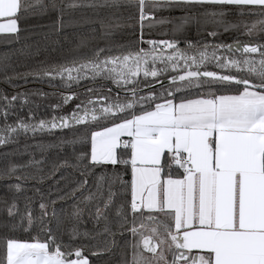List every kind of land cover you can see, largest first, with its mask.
<instances>
[{
  "label": "snow or ice",
  "instance_id": "snow-or-ice-1",
  "mask_svg": "<svg viewBox=\"0 0 264 264\" xmlns=\"http://www.w3.org/2000/svg\"><path fill=\"white\" fill-rule=\"evenodd\" d=\"M75 10L91 15L75 20ZM37 15L57 32L99 28L66 35L59 62L0 66L13 89H0V147L23 135L42 156L0 165V264H90L72 241L88 236L81 205L93 201L90 219L113 238L93 256L111 253L119 235L131 255L117 264H264V0H0V34L19 41ZM169 24L171 34L154 33ZM233 32L231 43L211 42ZM14 80L51 91H16ZM32 97L55 98L44 105L52 114ZM66 144L71 157L46 155ZM28 181L39 216L33 196L23 211L17 203ZM57 200L53 230L45 217Z\"/></svg>",
  "mask_w": 264,
  "mask_h": 264
},
{
  "label": "trees",
  "instance_id": "trees-1",
  "mask_svg": "<svg viewBox=\"0 0 264 264\" xmlns=\"http://www.w3.org/2000/svg\"><path fill=\"white\" fill-rule=\"evenodd\" d=\"M83 15H91L90 12H87L85 10L83 13L80 10H75L72 12V19L79 20L81 16ZM158 15L163 16H169L174 15L179 17L181 13L179 11H175L174 13L169 12H163ZM21 28L24 29V31L20 34V39L17 41L14 38H10L8 35H0V66H3L4 64H8L11 66V68L15 69L16 72H27L31 70V67H33L37 62L40 61H48V62H59L62 59L63 54L67 53V50L72 45H69L64 41V37L67 35L71 37V34L73 32H83L88 33L90 29L92 28H99V25H93V24H87L82 23L78 24L74 27L65 28L60 32H57L54 30V27L52 26L51 20L48 18V16H34L32 17L28 23L22 24ZM171 28L172 25H164V26H157L153 31L154 33H158L161 31H168L169 34H171ZM98 34V33H97ZM130 35V34H129ZM147 35V33H146ZM190 35L196 39L201 40L205 39L201 36H197L195 30L193 29L190 33ZM235 33H223L218 41H211V38H206L207 40L211 42H219L223 41L224 43H231L232 39L231 37L234 36ZM168 38V37H164ZM117 43H125L126 37H123L119 34L115 35L113 38ZM241 39L246 40L247 37H241ZM11 40V42H9ZM56 41H59V44L56 43ZM99 43L101 46H103L104 41L100 40ZM183 47V45H181ZM113 55L118 54L117 52H113ZM10 75L13 73L10 71ZM14 83L20 85L19 88L16 89V91H27L29 89H36V88H42L43 91L49 92L51 89L45 84L41 85L38 83H27L24 84L22 80H14ZM0 89H4L7 92L11 93L13 89L3 82H0ZM32 99L37 100L42 107L40 109V114L44 115L47 113L48 115H51L52 112L50 109L44 107V105L48 103H55L56 99L53 98L51 101L48 100H40L39 98L32 97ZM27 109H25V112L22 113V115H26ZM11 122V121H10ZM52 140L51 137H45L44 142L48 143ZM35 141L28 137L27 139L21 135L18 138V143L9 145L8 147H0V153L3 152H12L14 149H19V153L17 155H12L7 158H4L3 156H0V165H3L6 160L17 162V163H25L30 157L28 155V152L34 153L35 157L37 159H41L42 156L39 151L34 149L32 145H34ZM29 145L27 151H25V145ZM73 147L71 145H64L63 148H50L48 149L46 155L53 159L56 156H59L61 159L63 157H71L73 153ZM110 170V166H109ZM24 171L31 172L33 169H25ZM99 172L100 170L97 169ZM68 173L71 174L72 170L68 169ZM78 177V173L76 174ZM35 182L28 181L25 185L29 190L20 195V199L17 201L18 206L21 211L24 210V195L27 196H33V214L34 216H39V203L40 197L38 195L34 196L33 192L31 191V188ZM89 185L93 187L92 185V179L89 178ZM47 188V184L44 185V189ZM0 192H2V189H0ZM47 195V194H46ZM79 196V193H77ZM88 193L85 192L84 196H87ZM55 193L52 194L51 199H55ZM81 199H83L81 197ZM62 205V202L57 200L56 205L49 204V214L47 217H45V223L48 227L52 228L53 230L57 229V220L52 217L51 211L52 208L55 207L57 209L58 215H62L60 213V207ZM94 205L95 202H89L88 204H82L81 207H83L84 213H83V223L79 225V230L81 233L88 232V236H79L74 241H72L74 246H82L84 248V255L89 259L90 264H117L119 261L122 253L127 252L130 258L131 250L126 248L124 246L123 239L118 235L115 237L117 241V246L112 248L111 253H102L98 256H93L92 252H100L102 249L106 247V241H111L113 238L110 236H106L102 231V226L97 227L94 226L92 220L89 216V209L94 211ZM0 218H2V214H0ZM111 218V217H110ZM61 230L67 229L70 227L67 221H64L61 225ZM115 226H113V231H115ZM23 235V233H19ZM145 235H148L149 233L145 231ZM33 235H35V232H33ZM63 239L65 242L69 241V237L67 233L65 232Z\"/></svg>",
  "mask_w": 264,
  "mask_h": 264
},
{
  "label": "crops",
  "instance_id": "crops-1",
  "mask_svg": "<svg viewBox=\"0 0 264 264\" xmlns=\"http://www.w3.org/2000/svg\"><path fill=\"white\" fill-rule=\"evenodd\" d=\"M0 35H6V34H0ZM127 137H122V139H126Z\"/></svg>",
  "mask_w": 264,
  "mask_h": 264
},
{
  "label": "flooded vegetation",
  "instance_id": "flooded-vegetation-1",
  "mask_svg": "<svg viewBox=\"0 0 264 264\" xmlns=\"http://www.w3.org/2000/svg\"><path fill=\"white\" fill-rule=\"evenodd\" d=\"M235 54V53H234ZM237 57L239 56V54H235ZM70 104H71V102H70ZM67 110V109H66Z\"/></svg>",
  "mask_w": 264,
  "mask_h": 264
},
{
  "label": "water",
  "instance_id": "water-1",
  "mask_svg": "<svg viewBox=\"0 0 264 264\" xmlns=\"http://www.w3.org/2000/svg\"><path fill=\"white\" fill-rule=\"evenodd\" d=\"M235 54H239V53H235Z\"/></svg>",
  "mask_w": 264,
  "mask_h": 264
}]
</instances>
